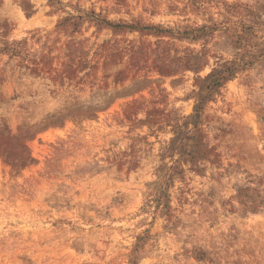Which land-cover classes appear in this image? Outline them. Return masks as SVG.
Returning a JSON list of instances; mask_svg holds the SVG:
<instances>
[{
  "label": "rangeland",
  "instance_id": "374dc122",
  "mask_svg": "<svg viewBox=\"0 0 264 264\" xmlns=\"http://www.w3.org/2000/svg\"><path fill=\"white\" fill-rule=\"evenodd\" d=\"M0 264H264V0H0Z\"/></svg>",
  "mask_w": 264,
  "mask_h": 264
},
{
  "label": "trees",
  "instance_id": "16d2710c",
  "mask_svg": "<svg viewBox=\"0 0 264 264\" xmlns=\"http://www.w3.org/2000/svg\"><path fill=\"white\" fill-rule=\"evenodd\" d=\"M220 76L219 75H211L210 76V83H209V85H211V86H216V85H218L219 84V81H220Z\"/></svg>",
  "mask_w": 264,
  "mask_h": 264
}]
</instances>
